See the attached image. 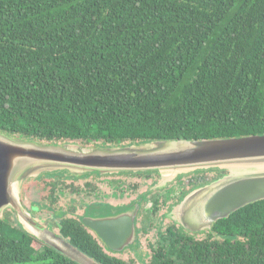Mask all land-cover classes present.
Returning a JSON list of instances; mask_svg holds the SVG:
<instances>
[{
  "label": "trees",
  "instance_id": "16d2710c",
  "mask_svg": "<svg viewBox=\"0 0 264 264\" xmlns=\"http://www.w3.org/2000/svg\"><path fill=\"white\" fill-rule=\"evenodd\" d=\"M0 132L59 144L264 134V0H0ZM81 225L64 218L61 232L101 264H136ZM215 232L177 233L149 264H264V199ZM0 264L80 263L12 211Z\"/></svg>",
  "mask_w": 264,
  "mask_h": 264
},
{
  "label": "water",
  "instance_id": "95a60500",
  "mask_svg": "<svg viewBox=\"0 0 264 264\" xmlns=\"http://www.w3.org/2000/svg\"><path fill=\"white\" fill-rule=\"evenodd\" d=\"M219 167L229 172L191 191L177 220L200 230L254 201L264 199V134L203 139H162L115 148L84 147L77 143L41 142L0 132V217L12 208L23 227L42 242L80 264H101L56 231L40 223L21 200L22 181L43 171L74 174L101 170L154 169L186 173ZM115 249L137 240L135 212L129 207L96 206L84 217ZM199 223L198 226H194ZM113 243L118 245H113Z\"/></svg>",
  "mask_w": 264,
  "mask_h": 264
},
{
  "label": "flooded vegetation",
  "instance_id": "af4514ba",
  "mask_svg": "<svg viewBox=\"0 0 264 264\" xmlns=\"http://www.w3.org/2000/svg\"><path fill=\"white\" fill-rule=\"evenodd\" d=\"M147 142L149 141L131 142L129 140H123L120 143L114 144H104L100 141L94 143L88 142L86 144H93V146L88 147L94 148H115L141 145ZM161 170L164 169H121L120 171L114 172L94 170L79 175L71 172L69 173L73 176L71 178L76 177L75 179H77V181L80 180V178L84 179L85 176L90 177L91 175H95V178L103 177L108 184L107 194L104 195L100 193V189L96 187L91 179L90 182H86L88 179H84L85 188L83 182H81L83 187H81L79 183H75V181L70 182V185H68L70 189L69 192L74 193L76 197L75 200L82 204L81 211H78V204L70 207V210L73 211L71 215H68L70 210L62 208L60 203L62 194H65V191L69 190L66 188L68 183H65V180L62 178L50 179L45 177L44 179L46 180L45 183L48 185V192L42 194L44 198L35 202L31 201L29 205L27 204L28 206L24 200L23 203L40 223H43V221H41L42 216L38 213L41 211H48L49 207L55 210V213L49 212H51L50 215L55 217L57 226L50 227L49 224L46 223H43V225L54 229L57 234L67 240H69V238L65 237L61 232L63 219L59 215L62 213V215H65L64 218H73L80 221L82 224L81 227L88 231L91 237L102 247L103 251L122 259L124 258L121 255H134L135 257H140L142 254H149L152 258L156 253L165 254L168 251V239H170L171 236L177 237V233H182L187 237L195 239H205L212 235L216 237L217 232H215V224L223 218L214 221L211 227L192 230L185 227L177 220V214H181L185 209L181 204L191 191L226 175L227 170L219 167L200 168L186 173H179L175 179L165 183L160 182L159 177L161 175ZM82 188H84V190ZM102 195L104 196L102 197ZM106 196H108V199ZM33 204L37 206L43 205V208L37 213L32 210L34 208ZM100 205L129 207L135 212V223L137 227V240L135 244L125 245L121 249H115L108 245L95 229L85 223L84 217L88 209ZM12 211L16 214L14 210ZM198 224L199 223H196L194 226H198ZM200 235H202V237H200ZM114 244L115 243H113V245Z\"/></svg>",
  "mask_w": 264,
  "mask_h": 264
},
{
  "label": "rangeland",
  "instance_id": "374dc122",
  "mask_svg": "<svg viewBox=\"0 0 264 264\" xmlns=\"http://www.w3.org/2000/svg\"><path fill=\"white\" fill-rule=\"evenodd\" d=\"M72 143H77V142H72ZM77 144H79L80 146H84V147L93 146V144L88 145L86 143H77ZM65 172H67V173H65ZM178 172L179 171H164L163 173H161V175L159 177L160 182L161 183L170 182L171 180L176 178V176L179 174ZM228 172L229 171L227 170V173ZM69 173H71V171H69L67 169L66 170H60V171H43L38 176L33 175V176H29V177L25 178L22 181V185H21V200H22V202L24 200L26 205L27 204L29 205L31 203V201L35 202L37 200H40L41 198H44V197H42V194H45L48 192L47 191L48 185L45 183V179H44L45 177L50 178V179L62 178L63 180H65V183H68L67 187H66L67 189H69L68 185H70L69 183L72 181H75V183H79L80 185H81V182H83L84 188H85V180L84 179L86 178V179H88V180H86V182L87 181L90 182L92 180V182L95 183L96 187L98 189H100L101 194L102 193L104 195L107 194V187H108L107 185L108 184L105 182V179L103 177L95 178L96 177L95 175H91L90 177L85 176L84 179L80 178V180L77 181V179H75L76 177L71 178L73 176ZM81 187H83V185H81ZM84 188H82V189H84ZM69 191H70V189L66 190L65 194H62V196L60 198V201H61L60 203H61L62 208L70 210V207H73L74 205L78 204L79 205L78 211H81L82 204L77 202L75 200L76 197H75L74 193H71ZM104 195H102V197ZM106 198L108 199V196H106ZM33 207L34 208L32 210L38 213V211L41 208H43V205L37 206L36 204H33ZM12 210H13L12 208H6L4 214L6 212H12ZM49 211L55 213V210H53L51 207H49L48 211H41L38 214H40L42 216L41 221H43V223L49 224L50 227L51 226L56 227L57 223H56L55 217L50 215L51 212H49ZM71 214H73L72 210H70L68 215H71ZM49 215H50V217H49ZM59 216H61L62 219H64V217H65V215H62V213ZM200 237H202V235H200ZM121 256H123V258L126 260H133L136 264H149L150 259H151L149 254H142V255H140V257L139 256L135 257L134 255H121Z\"/></svg>",
  "mask_w": 264,
  "mask_h": 264
}]
</instances>
